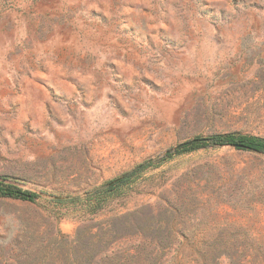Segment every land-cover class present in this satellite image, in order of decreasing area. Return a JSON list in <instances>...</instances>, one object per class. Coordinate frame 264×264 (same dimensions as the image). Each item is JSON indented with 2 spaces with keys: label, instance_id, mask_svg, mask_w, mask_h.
<instances>
[{
  "label": "rangeland",
  "instance_id": "1",
  "mask_svg": "<svg viewBox=\"0 0 264 264\" xmlns=\"http://www.w3.org/2000/svg\"><path fill=\"white\" fill-rule=\"evenodd\" d=\"M224 134L264 138V0H0V176L37 195L0 264H264V153L174 151Z\"/></svg>",
  "mask_w": 264,
  "mask_h": 264
},
{
  "label": "trees",
  "instance_id": "2",
  "mask_svg": "<svg viewBox=\"0 0 264 264\" xmlns=\"http://www.w3.org/2000/svg\"><path fill=\"white\" fill-rule=\"evenodd\" d=\"M230 145L236 149L251 150L256 152L264 153V138L253 136V135H212L208 137H196L190 143H184L183 145L174 149L175 152L185 151L194 147L205 146V145ZM170 152H167L165 156H169ZM152 167V160H146L142 163L137 164L130 170L124 172L119 177L105 182L101 189L96 190L100 193L111 192L121 185L127 184L134 180L142 173L145 169ZM0 195L11 196L20 198L23 200H34L37 196L35 192L22 190L16 185L9 182V179L0 176Z\"/></svg>",
  "mask_w": 264,
  "mask_h": 264
},
{
  "label": "water",
  "instance_id": "3",
  "mask_svg": "<svg viewBox=\"0 0 264 264\" xmlns=\"http://www.w3.org/2000/svg\"><path fill=\"white\" fill-rule=\"evenodd\" d=\"M193 140H194V139H191V140H188V141H186V142L180 143V144H178L175 148H177V147L183 145L184 143H190V142H192ZM168 151H170V150H168Z\"/></svg>",
  "mask_w": 264,
  "mask_h": 264
}]
</instances>
